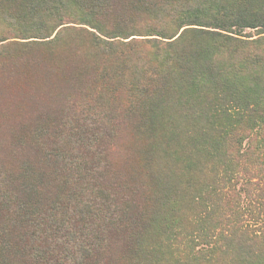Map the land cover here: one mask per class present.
<instances>
[{"label":"trees","instance_id":"trees-1","mask_svg":"<svg viewBox=\"0 0 264 264\" xmlns=\"http://www.w3.org/2000/svg\"><path fill=\"white\" fill-rule=\"evenodd\" d=\"M70 3L110 47L111 65L80 77L122 84L127 99L99 113L81 84L90 100L66 101L51 137L23 150L0 137L2 251L19 264H264V0H0V18L41 20ZM140 18L151 24L126 33ZM171 93L189 134L184 180L151 173L150 148L124 179L108 159L116 126L148 138Z\"/></svg>","mask_w":264,"mask_h":264},{"label":"rangeland","instance_id":"rangeland-1","mask_svg":"<svg viewBox=\"0 0 264 264\" xmlns=\"http://www.w3.org/2000/svg\"><path fill=\"white\" fill-rule=\"evenodd\" d=\"M60 10V13L46 14L41 20H16L6 14H2L3 19L0 18V137L13 140V144L22 150L37 140L36 133L45 132V136L51 137L49 127L52 126L54 115L58 113L69 116V110L63 108V105L76 93H80L83 100H90L89 96L85 97L80 92L81 84H88L91 88L95 96L91 97L98 100L96 111L99 113L107 112L111 102L122 106L127 99V89L122 84L80 77L81 70L98 71L101 66H110L111 62L106 56L110 47L94 43L90 35L94 29L83 23L94 21H84L86 15L82 14L83 10L79 7L70 3ZM148 20L140 18L136 20V26L134 23L129 24L126 33L141 31L137 26L151 24ZM164 24L171 25L168 18ZM120 40L126 41L124 38ZM136 48L151 50L142 45ZM134 50L135 47L127 50L131 57L134 56ZM141 55L146 59L148 52L142 51ZM146 76L155 77L151 73ZM177 102L176 94L162 97L155 111L164 118L156 124L148 138L139 137L132 127L122 124L119 128L116 126L108 158L112 171L115 170L125 179L130 168L141 166L143 153L150 148L151 173L160 171L170 176L172 170L175 171L176 181L184 180V172L178 170L177 158L182 156L183 150H188L189 134L185 133V124L179 120L182 109ZM17 131L19 134H16ZM41 137L43 135L39 139ZM68 145L73 147L72 144ZM45 159H48L45 164L48 167L57 164V156L45 154ZM0 178H3V174ZM205 178L206 174L199 175V179ZM37 192H25L22 195L34 197L38 195ZM8 216L1 214L0 220H6ZM43 217L45 219V214ZM49 219L58 221L60 213L54 214L52 211L47 221ZM159 233V237L155 236L153 241H164L163 231ZM1 238L3 232L0 229V264H19L12 258L11 252L2 251ZM36 242L37 246L38 239Z\"/></svg>","mask_w":264,"mask_h":264}]
</instances>
